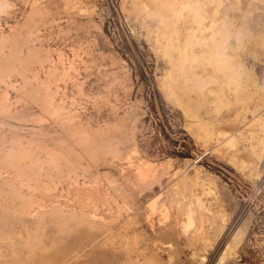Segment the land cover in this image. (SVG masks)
I'll return each instance as SVG.
<instances>
[{
	"label": "rangeland",
	"instance_id": "1",
	"mask_svg": "<svg viewBox=\"0 0 264 264\" xmlns=\"http://www.w3.org/2000/svg\"><path fill=\"white\" fill-rule=\"evenodd\" d=\"M0 264H264V0H0Z\"/></svg>",
	"mask_w": 264,
	"mask_h": 264
}]
</instances>
